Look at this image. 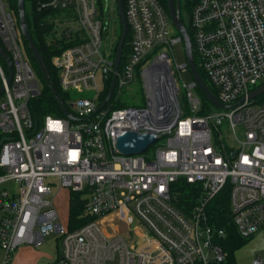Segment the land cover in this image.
<instances>
[{"label": "built area", "instance_id": "1", "mask_svg": "<svg viewBox=\"0 0 264 264\" xmlns=\"http://www.w3.org/2000/svg\"><path fill=\"white\" fill-rule=\"evenodd\" d=\"M184 1L193 49L226 108L198 114L193 81L186 89L195 114L184 116L177 73L189 66L179 65L173 50L183 38L159 0H124L130 51L122 54L113 96L100 108L117 53L116 46L104 48L113 26L110 3L104 9L103 0H37L38 11L52 14L47 41L61 48L51 60L59 87L76 94L72 117L37 121L31 102L43 84L24 49L11 1L0 0V43L13 65L8 82V65L4 60L6 70L0 61L2 264H12L22 245L39 246L52 233L62 236V244L46 264H107L116 258L119 264H228L221 244L226 231L212 225L207 213L227 185L239 235L264 236V101L248 97L264 84V0ZM137 72L147 106H116ZM224 121L237 146L223 139ZM130 130L157 134L154 155L148 153L154 144L142 154L120 152L117 140ZM52 178L59 191L86 192L87 212L95 219L73 231L65 228ZM182 180L200 188L187 211L174 189ZM114 212L128 222V235H109L99 224ZM263 253L264 248L251 264H264Z\"/></svg>", "mask_w": 264, "mask_h": 264}, {"label": "trees", "instance_id": "2", "mask_svg": "<svg viewBox=\"0 0 264 264\" xmlns=\"http://www.w3.org/2000/svg\"><path fill=\"white\" fill-rule=\"evenodd\" d=\"M12 1V9L13 13L17 19V22H19V9H18V0H11ZM167 13L169 14V8H168V2L167 0H159ZM36 2L37 0H25L26 4V19L29 25V29L31 32V35L41 52L48 68L51 74V80L54 82L56 89L61 96L64 105L66 108L72 112V108L70 106V102L73 100V98L76 96V94H69L66 92H63L58 84V75L57 71L52 65V57L53 55L59 53L61 51V48L57 43H48L47 41V34L48 31L51 28L50 23H48V18L50 15L49 10H43L38 11L36 8ZM175 2L180 3V14L181 19L187 28L188 34L191 37L193 46H194V40L192 31L190 29L188 20L185 15V1L184 0H175ZM30 4V5H28ZM125 6V3H124ZM176 35H180L181 33L175 28ZM122 35V24H121V32L119 36V40L117 42V45H119L120 37ZM130 33H128L126 43L124 46V57L127 52L130 51ZM183 42V41H182ZM184 43V42H183ZM23 45L24 49L27 52L36 72L40 79V81L43 84V90L42 93L33 101L31 102L32 106V112L35 116V119L40 120L46 115H53L56 117H65L66 114L63 110L62 105L59 103L57 98L52 93V90L47 85V83L44 80V77L42 75V72L36 63V60L34 58V55L32 51L29 48L28 41L23 38ZM118 47V46H117ZM194 48V47H193ZM194 58L197 64V67L199 69V72L205 82L209 85L212 92L217 96V90L210 84L208 78L206 77L202 67L200 66L198 55L196 51L193 49ZM124 62V60H123ZM111 84L106 87V89L101 93L100 99L102 101L105 100L107 97L109 90H110ZM198 92L203 98L204 107L200 111L201 115H206L211 112V102L207 99L204 92L200 89V87L197 86ZM258 101H264V94H262L257 99ZM175 191L178 192V196L180 198V208L183 209V204L186 206V209L189 210L190 206L194 203V200L200 195V188L198 185H193L190 183H187L186 181L182 180L180 182H177L174 184ZM87 202L88 198L86 196V192H76V191H70V198H69V219H68V229L70 231L76 230L83 226L84 224L88 223L91 220H94L95 218L88 214L87 212ZM183 202V203H182ZM207 213L209 216L210 223L217 228H223L226 231V237L221 242L223 248L228 252V264H236V258H235V251L244 246L245 244H248L251 239H245L241 237L238 233V230L236 228V225L234 224L233 217H232V209H231V203H230V187L229 185L225 186L224 189L214 198L210 201V203L207 206Z\"/></svg>", "mask_w": 264, "mask_h": 264}, {"label": "rangeland", "instance_id": "3", "mask_svg": "<svg viewBox=\"0 0 264 264\" xmlns=\"http://www.w3.org/2000/svg\"><path fill=\"white\" fill-rule=\"evenodd\" d=\"M106 1L110 3L108 9L112 17L113 26L110 30H108V33L105 35L104 48L114 49L116 46V48L114 49V51H116L117 42L119 40L121 32V20L119 17L116 0H103L102 7L104 9H106ZM56 24L62 25L60 22H57ZM172 27L175 30L176 27L174 25H172ZM173 50L177 63L179 65L185 64L187 58L184 43L182 41L176 42L173 46ZM0 61L2 62L4 68L7 70L6 63L1 57V55ZM177 78L180 86L179 97L184 110V116L186 117L194 115L195 112L193 111V107L191 106V103L187 97L186 89V84L191 85L194 81L190 68H187V70L182 72L181 75L177 73ZM99 83L101 86H103L101 75H99ZM194 92L196 93V95L199 96L201 100L202 110L204 107L203 98L199 94L197 87L194 88ZM3 98L4 96H1L0 101H2ZM115 104L119 107L124 105L141 107L147 106V93L145 90V83L141 73L137 72L134 81L122 89L120 96L115 102ZM219 110H221L219 107L215 106L214 104H211V112H217ZM198 114H200V112H198ZM237 131L239 137L242 139L243 132L240 128H238ZM221 133L227 145L237 146L238 142L227 121H224V123L221 125ZM156 147H158V143L151 146L149 148L148 153L154 155ZM51 182L54 193L56 194L55 204L60 216V221L65 226V228H68L70 191L66 188L61 189L59 191V184L56 178H52ZM98 222L109 235H128V222L116 212L108 214L104 217H100L98 219ZM134 238L136 239L135 236ZM61 244L62 236L58 233H52L51 235L47 236L45 241L39 246H35L32 244H24L13 253L12 264H46L58 255V253L60 252ZM262 248H264V236L260 234L257 235L254 239L250 240L248 244H245L244 246L238 248L235 251L236 264H251L254 257L257 254L262 253ZM3 259L4 250L0 247V264L3 263ZM107 264H119V259L116 258L113 260H108Z\"/></svg>", "mask_w": 264, "mask_h": 264}, {"label": "water", "instance_id": "4", "mask_svg": "<svg viewBox=\"0 0 264 264\" xmlns=\"http://www.w3.org/2000/svg\"><path fill=\"white\" fill-rule=\"evenodd\" d=\"M167 2H168L169 16L171 18V21L173 25L176 27V29L181 33V36L183 38L185 53H186V58H187V61L185 64L189 66L191 73L193 75L195 84L198 87H200V89L204 92L207 99L212 104H214L215 106L219 108H226L227 105L219 101L217 96L212 92L209 85L205 82V80L203 79V77L201 76L199 72V69L197 67L194 54H193V43H192L191 37L188 34L187 28L185 27L181 19L180 3L175 2V0H167ZM117 6H118L119 17H120L121 24H122V35L120 37V41H119V45H118L117 53L115 57V67H114V74L112 78L111 87H110L107 97L102 102L100 108L104 107L110 101L115 91L119 67H120V63L122 60V54H123L124 46H125L126 39L128 36V31H129L128 22H127L125 10H124V0H117ZM18 9H19V25H20L22 36L28 41L29 48L32 51L34 58L36 60V63L38 64L42 72L45 82L50 87V89L52 90V93L57 98L59 103L62 105L65 114L68 117H72V114L64 105V102L61 96L59 95L54 82L51 80V74H50L49 68L31 35L29 25L26 19L25 0H18ZM0 55L3 57V59L6 61L8 65V69H9L8 82H10L12 78V74H13V65H12L11 58L9 57V55L7 54L6 50L1 45V43H0ZM2 91H3V87L0 88V93ZM262 94H264V84L260 85L259 87L254 89L252 92H250L248 97L257 98L261 96ZM71 106L75 107V104H72ZM157 140H158V136L155 133H140L138 131L130 130L118 138L117 145H118L120 152L124 155L142 154L151 145H153Z\"/></svg>", "mask_w": 264, "mask_h": 264}, {"label": "bare ground", "instance_id": "5", "mask_svg": "<svg viewBox=\"0 0 264 264\" xmlns=\"http://www.w3.org/2000/svg\"><path fill=\"white\" fill-rule=\"evenodd\" d=\"M185 3V2H184ZM118 46V45H117ZM7 68V67H6Z\"/></svg>", "mask_w": 264, "mask_h": 264}]
</instances>
